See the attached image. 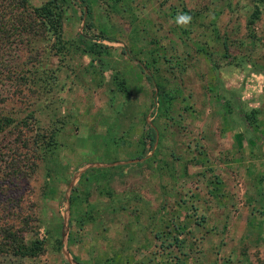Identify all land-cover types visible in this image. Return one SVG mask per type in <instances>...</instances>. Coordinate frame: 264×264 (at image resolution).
<instances>
[{
  "label": "rangeland",
  "instance_id": "rangeland-1",
  "mask_svg": "<svg viewBox=\"0 0 264 264\" xmlns=\"http://www.w3.org/2000/svg\"><path fill=\"white\" fill-rule=\"evenodd\" d=\"M57 5L0 83V208L42 244L0 264H264V0Z\"/></svg>",
  "mask_w": 264,
  "mask_h": 264
},
{
  "label": "trees",
  "instance_id": "trees-1",
  "mask_svg": "<svg viewBox=\"0 0 264 264\" xmlns=\"http://www.w3.org/2000/svg\"><path fill=\"white\" fill-rule=\"evenodd\" d=\"M58 0H52L40 9L30 10L28 0H0V83H17L16 71L11 64L13 54L26 46V40L38 24L56 29L57 38L61 31V13L57 5ZM256 15V14H255ZM255 18V17H254ZM23 22H26L23 25ZM29 22L31 26L29 27ZM251 24L254 21L250 22ZM44 28V27H43ZM21 40V42H20ZM4 100V98H3ZM0 100V104L3 101ZM161 102V99L158 100ZM0 116H5L0 112ZM3 118L0 117V120ZM2 125V123H0ZM152 133V132H151ZM155 138L151 136V145H154ZM0 188L6 181V176H1ZM13 203H18L19 199H13ZM14 205V204H13ZM14 209H17L16 206ZM10 212H2L0 208V256L11 255L14 257H36L42 252V244L35 241L26 245L23 240V232L20 226L18 214L9 215ZM22 230V231H21Z\"/></svg>",
  "mask_w": 264,
  "mask_h": 264
}]
</instances>
